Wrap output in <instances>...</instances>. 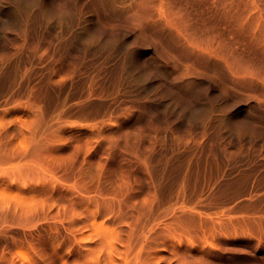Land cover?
Wrapping results in <instances>:
<instances>
[{
	"label": "rangeland",
	"instance_id": "obj_1",
	"mask_svg": "<svg viewBox=\"0 0 264 264\" xmlns=\"http://www.w3.org/2000/svg\"><path fill=\"white\" fill-rule=\"evenodd\" d=\"M53 4L0 0V264H264V0Z\"/></svg>",
	"mask_w": 264,
	"mask_h": 264
},
{
	"label": "clouds",
	"instance_id": "obj_2",
	"mask_svg": "<svg viewBox=\"0 0 264 264\" xmlns=\"http://www.w3.org/2000/svg\"><path fill=\"white\" fill-rule=\"evenodd\" d=\"M42 4L43 0H18L19 8L25 12H35L41 8ZM75 4L76 0H54V4L48 9L49 23H54L57 26L66 25L72 19ZM124 31V29H117L114 26L100 25L86 36L82 43L85 50L100 45H102L99 47L101 50H109L119 45ZM194 111L199 113L200 109L196 108ZM186 124L189 128L193 126L191 120Z\"/></svg>",
	"mask_w": 264,
	"mask_h": 264
},
{
	"label": "bare ground",
	"instance_id": "obj_3",
	"mask_svg": "<svg viewBox=\"0 0 264 264\" xmlns=\"http://www.w3.org/2000/svg\"><path fill=\"white\" fill-rule=\"evenodd\" d=\"M29 14H30V13H29ZM30 15H32V14H30ZM23 19H26V18H23ZM31 20H32V19H31ZM26 21H28V20H26ZM29 22H30V21H28V23H29ZM28 23H27V24H28ZM25 24H26V22H25ZM29 24H30V23H29ZM20 26H21V25H20ZM22 27H23V26H22ZM25 27H27V26L25 25ZM23 28H24V27H23ZM23 28H22V29H23ZM25 29H26V28H24L23 30H25ZM25 31H27V30H25ZM27 32H28V31H27ZM2 35H3V34H2ZM2 35H1V36H2ZM5 35H7V34L5 33ZM10 35H11V33H10L8 36H10ZM23 35H26V34H23ZM8 36H7V37H8ZM3 37H6V36H3ZM7 37H6V38H7ZM44 37H46V36H43V38H44ZM60 37H61V36H60ZM65 37H66V36H65ZM65 37L63 36V41H64V39L66 40ZM6 38H5V40H6ZM46 38H47V37H46ZM46 38H44V39H46ZM61 38H62V37H61ZM0 39H2V37H1ZM3 39H4V38H3ZM47 39H48V38H47ZM52 39H53V38H52ZM5 40H4V41H5ZM50 40H51V39H50ZM67 41H68V39H67ZM1 42H3V40L0 41V43H1ZM3 43H5V42H3ZM53 43H54V42H53ZM64 44H65V43H64ZM64 44H63V45H64ZM67 44H68V43H67ZM4 45H5V44H4ZM1 46H2V44H1ZM68 46H69V45H67L66 47H67V49L69 50L70 48H68ZM2 47H3V46H2ZM66 47H65V48H66ZM69 47H70V46H69ZM48 48H49V46H48ZM1 54H2V53H1ZM2 55L4 56V54H2ZM6 57H7V56H6ZM6 57H5V58H6ZM9 58H10V57H9ZM7 59H8V58H7ZM5 61H6V59H5ZM7 61H8V60H7ZM0 62H1V60H0ZM2 63H3V62H2ZM6 63H7V62H6ZM4 65H6V64L4 63L3 66H4ZM1 66H2V65L0 64V67H1ZM3 66H2V68H3ZM5 67H6V66H5ZM3 69H4V68H3ZM0 72H1V70H0ZM1 73H2V72H1ZM3 74H4V72H3ZM3 76H5V75H3ZM161 174H163V173H161ZM183 188H184V187H183ZM180 189L182 190V187H180V188L178 189V191H180V192H184V191H181ZM178 193H179V192H178ZM178 193H177V194H178ZM179 194H180V193H179ZM152 207H153V206H152ZM149 208H150V207H149ZM158 209H160V208H158ZM158 209L155 208V209H154L155 211H154L153 209H151L150 211H148V212H151V213H149V215L147 216L146 220H144L143 222H141V223H143V224H136V226H135L136 228H135V229H133V228H134V225H132L133 228L130 227L131 230L133 231V232L130 231V234H131V233L134 234V232H135V234H134V235L136 236V239H135V240L139 239V238L142 237V236H145V235H143V234H145L146 231H144L143 228H142L143 230L139 229V228L141 227V225H142V227H144L145 229H149V230H151L153 225H150L151 227H150V226H149V227H146V226H148V224H152L153 221L155 222V223H153L154 226H155V225H156V222L158 221L157 219H159V217H160V215H161L160 212L164 211L166 208H163L162 210H161V209L158 210ZM148 212L145 211L144 213H148ZM157 213H159V214H157ZM144 218H145V217H144ZM139 223H140V222H139ZM157 224H158V223H157ZM150 228H151V229H150ZM138 229H139V230H138ZM129 236H130V235H129ZM129 236H128V237H129ZM101 237H102V236H101ZM132 237L134 238V236H132ZM130 238H131V237H130ZM133 238H132V241H133L134 244H136V241L134 242ZM142 238H143V237H142ZM102 239H103V238H102ZM140 240H141V238H140ZM140 240H139V241H140ZM127 241H128V240H127ZM137 242H138V241H137ZM128 243H129V242H128ZM128 243H127V245H130V244H128ZM101 244H103V243H101Z\"/></svg>",
	"mask_w": 264,
	"mask_h": 264
}]
</instances>
